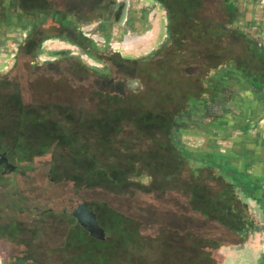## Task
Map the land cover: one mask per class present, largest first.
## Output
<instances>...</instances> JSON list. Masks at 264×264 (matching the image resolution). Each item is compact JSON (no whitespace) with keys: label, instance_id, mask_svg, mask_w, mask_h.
Instances as JSON below:
<instances>
[{"label":"trees","instance_id":"trees-1","mask_svg":"<svg viewBox=\"0 0 264 264\" xmlns=\"http://www.w3.org/2000/svg\"><path fill=\"white\" fill-rule=\"evenodd\" d=\"M161 1L168 7L170 0ZM181 17L178 20L194 23L190 15ZM169 31V48L185 57L186 61L189 58L198 67L199 73H192L194 84L190 87L173 89L169 83L161 91L149 93L141 88H132L124 78H114L108 72L87 66L76 57L67 56L86 74L95 77V86L100 88L93 92L101 100L98 107L87 105V88H71L63 80L50 78L40 83L41 92H35L31 102L24 101L21 89L7 99L1 108L10 111L4 113L0 109V164H8L7 158L12 159L17 166L8 165L12 168L9 171H14L20 166L32 165L35 158L51 155L48 177L53 183H60V168H69L61 177L65 183L73 184L72 190L66 191L68 196L78 199L80 191L101 187L108 191V198L92 207L106 232L104 241L93 238L73 215L53 209L40 211L37 205L32 214L34 226L30 230L31 235L21 220L0 222V240L6 244L5 247L23 245L25 250L21 256L41 264H216V253L220 247L217 232L199 233L193 229L194 225L185 228L182 227L184 224L175 221L176 227L170 228L177 232L184 228L185 231L179 238L171 239L160 254L136 244L142 238L144 222L136 214H128L115 205L116 199L125 196L131 186L149 187L140 181L144 177L150 178L151 171L158 172L163 184L179 187L190 181L200 182L205 177L226 182L214 164H207L184 146L181 131L186 126L184 118L213 92V77H209V73L221 70L224 65H229L228 58H234V50L225 44L229 35L216 24L213 28L204 24H170ZM82 43L87 45L88 40L82 38ZM78 45L80 47L81 43ZM89 49L87 53L91 55ZM158 54L130 61L148 63ZM92 55L96 58L95 54ZM117 61H120L118 55ZM71 71L77 73L74 67ZM52 115L66 117L68 125L62 126L57 121L61 119L54 120L50 118ZM157 124L166 130L167 141L175 151L169 155L172 160L169 163L162 158L154 161L155 156L146 160V154L150 156L154 152L148 151L142 156L136 150L139 144L133 146L123 138L126 128L131 125L140 133L155 128ZM174 162L177 169L172 166ZM87 181H90L89 186H85ZM189 195L191 209L203 214L207 221L224 227L233 225L236 216L232 209L236 204L223 187L211 203L203 206L198 194ZM151 215L155 216L149 212L142 216ZM161 225L169 228L167 224Z\"/></svg>","mask_w":264,"mask_h":264},{"label":"crops","instance_id":"crops-1","mask_svg":"<svg viewBox=\"0 0 264 264\" xmlns=\"http://www.w3.org/2000/svg\"><path fill=\"white\" fill-rule=\"evenodd\" d=\"M81 1L19 0L17 19L31 24L29 36L40 28L58 27L73 30L90 45L105 39L111 41V49L122 44L136 56L147 55L161 44L170 24L212 28L216 24L229 35L225 44L239 46H230L235 53L234 58H228L229 65L225 62L221 70L209 73L213 92L195 106L185 122L186 127H210L204 129L209 131L207 138L203 137L206 143L189 150L214 164L226 180L219 183L236 204L233 225L217 224L220 247L216 264H264V4L260 0H170L165 7L161 0H102L92 6V0ZM109 2L106 10L104 5ZM124 2L128 5L126 17L119 23L114 10ZM20 5L26 10L19 9ZM184 14L194 23L178 20ZM97 24L103 31H97ZM58 39L79 44L64 32ZM2 248L0 244V264H41Z\"/></svg>","mask_w":264,"mask_h":264},{"label":"rangeland","instance_id":"rangeland-1","mask_svg":"<svg viewBox=\"0 0 264 264\" xmlns=\"http://www.w3.org/2000/svg\"><path fill=\"white\" fill-rule=\"evenodd\" d=\"M46 1L54 4V0ZM81 2L83 4L84 0ZM101 2L102 0H92L89 3L93 6ZM19 9L26 10V7L20 5ZM7 15L5 10L0 13V109H2L1 107L7 99L16 95L20 89L24 101L26 103L31 102L32 97L35 98V92H41L39 89L40 83L45 82L48 78L63 80L68 87L72 86L71 88H87L85 92L87 105L93 108L98 107L101 100L94 96L93 92L94 90H100V88L95 86V77L86 74V71L84 72L82 68H79L74 61L70 62L66 58L67 56L76 57L87 66L96 68L101 72H108L114 78H124L132 88H141L144 91H149V93L159 92L163 89V86H167L169 83H171L173 89L190 87L191 84H194L192 73H199L198 67L189 58L186 61L185 57H181L175 50L169 48L170 31H167L165 40L153 47L147 55L136 56L131 51L125 50L122 44H115L114 49H111V41L107 39L103 43H100L99 40L98 43H95V41L94 44L92 43V49L96 50V59L81 49L79 45H71L67 40L58 39L62 32L58 27L40 28L29 36L31 24H21L20 22L15 24L16 20L13 23L11 17ZM97 25V31H103L102 28H99L100 24ZM78 42L82 43L81 39ZM230 46L235 47V49L239 48L232 42ZM116 51L119 53H116ZM156 52H159V54L148 63L136 64L133 61L126 63L117 61V55L120 56L121 60L124 58L134 60ZM73 67L76 68L77 73L71 71ZM80 71L83 73L80 74ZM218 78H221V76ZM201 86L208 90L205 84ZM2 111L8 113L10 110L4 108ZM50 118L54 120L60 118L61 120L57 121L62 126H67L69 123L64 116L52 115ZM185 119L186 117L184 122ZM205 128L209 129L210 127L208 124L185 126L181 131V138H183L181 141L184 146L192 149L191 147L194 145L201 146L203 142L206 143L203 137L206 136L207 138L208 130L204 132ZM165 131L157 124L151 130L137 133L131 125L126 128L123 138H126L133 146L139 144L136 150L142 156L148 151L154 152L155 155L150 154L148 156L146 154V160L155 156L154 161L162 158L169 163L172 161L169 155L175 153V151L168 143ZM7 161L8 164L17 166L14 160L7 158ZM51 162V155H46L35 158L32 165L28 167L20 166L14 171H5L0 167L1 223L10 219L21 220L27 226L29 235H31L30 230H33L34 226L32 214L35 212L34 207L37 205L40 211L53 209L56 212L65 211L67 214L72 215L78 208V204L86 203L88 208L93 211L92 207L95 203L106 202L108 191L101 187L90 191H80L78 199L71 197V195L68 196L66 191L72 190L73 184L65 183L61 177L69 168L64 166L58 170L62 176L59 177L60 181L57 179L60 183L56 182V184L48 177ZM172 166L176 168L177 164L174 162ZM182 173L184 174V172ZM150 174V178L144 177L140 181L144 186L149 187L143 189L133 185L126 191L125 196L119 199L115 198V205L120 206L128 214H136V217L144 222V225L141 226L142 238L137 240V245L160 254L163 253L171 239L179 238L185 231L184 228L178 229L179 232L172 229L176 227L177 222L184 224L182 227L185 228L188 225L189 227L194 225L193 229L199 233L220 231L215 222L207 221L203 214L194 212L188 202L189 194L196 193L201 199L202 206L207 202L211 203L222 188L217 180L205 177L200 182L190 181L186 186L179 187L171 183L163 184L157 171H151ZM207 174L208 172L204 173V176H207ZM85 184V186H89L90 181ZM146 212L155 214V216H142ZM77 223L79 224L78 221ZM161 224H167L169 228H172H166ZM99 226L101 227L100 224ZM103 231L105 232L104 229ZM29 238H32V236ZM48 243H51V240H48ZM0 244L3 247L2 249L10 254L19 255L25 250L23 245L5 247L6 244L1 240Z\"/></svg>","mask_w":264,"mask_h":264},{"label":"water","instance_id":"water-1","mask_svg":"<svg viewBox=\"0 0 264 264\" xmlns=\"http://www.w3.org/2000/svg\"><path fill=\"white\" fill-rule=\"evenodd\" d=\"M127 7V2L121 3L115 7L114 14L119 23H123L125 20ZM72 215L93 238L102 241L105 240V232L99 226L95 213L88 208L86 203L80 204Z\"/></svg>","mask_w":264,"mask_h":264},{"label":"flooded vegetation","instance_id":"flooded-vegetation-1","mask_svg":"<svg viewBox=\"0 0 264 264\" xmlns=\"http://www.w3.org/2000/svg\"><path fill=\"white\" fill-rule=\"evenodd\" d=\"M18 4H19V0H0V13H1L2 10H5L7 12V14H8L7 16H10L11 17L13 23H15L14 21L16 20V23L15 24H17L18 22H20L19 21L20 19H17V14H16V11L18 10ZM110 4H111V2H109V3H107V4L104 5V7L106 8V10L110 8ZM99 8H100V10H102V7L101 6H99ZM61 31H62V33L64 32V33L68 34V37L71 40H73V41H78L79 40V38H77V36H76V34L74 33L73 30H67L66 29V30H61ZM91 46L92 45H90L89 43L87 45H86V43H81L80 48L83 49L86 52H87V49L90 48L89 49L90 50L89 52L91 53V55L92 54H95L96 55V50L94 48L92 49ZM120 61H123V62L126 63V62H129L130 59H128V58L125 59L124 58L123 60L120 59ZM0 167L3 168L5 171H7V170L9 171L10 169H12L6 163L5 164H3V163L0 164ZM79 205L80 204H78V206Z\"/></svg>","mask_w":264,"mask_h":264},{"label":"built area","instance_id":"built-area-1","mask_svg":"<svg viewBox=\"0 0 264 264\" xmlns=\"http://www.w3.org/2000/svg\"><path fill=\"white\" fill-rule=\"evenodd\" d=\"M262 4H264V0H260Z\"/></svg>","mask_w":264,"mask_h":264}]
</instances>
